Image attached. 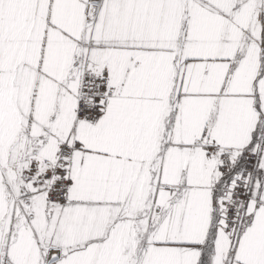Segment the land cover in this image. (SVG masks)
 Segmentation results:
<instances>
[{
    "label": "snow or ice",
    "instance_id": "obj_1",
    "mask_svg": "<svg viewBox=\"0 0 264 264\" xmlns=\"http://www.w3.org/2000/svg\"><path fill=\"white\" fill-rule=\"evenodd\" d=\"M0 264H264V0H0Z\"/></svg>",
    "mask_w": 264,
    "mask_h": 264
}]
</instances>
